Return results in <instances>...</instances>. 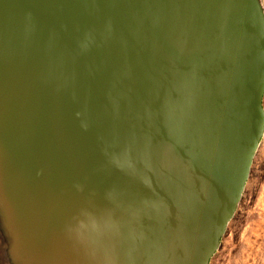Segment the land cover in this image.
I'll use <instances>...</instances> for the list:
<instances>
[{"label": "water", "instance_id": "95a60500", "mask_svg": "<svg viewBox=\"0 0 264 264\" xmlns=\"http://www.w3.org/2000/svg\"><path fill=\"white\" fill-rule=\"evenodd\" d=\"M259 0H0L11 264H209L264 134Z\"/></svg>", "mask_w": 264, "mask_h": 264}, {"label": "rangeland", "instance_id": "374dc122", "mask_svg": "<svg viewBox=\"0 0 264 264\" xmlns=\"http://www.w3.org/2000/svg\"><path fill=\"white\" fill-rule=\"evenodd\" d=\"M260 4L264 11L262 0ZM250 170L236 212L209 264H264V135Z\"/></svg>", "mask_w": 264, "mask_h": 264}, {"label": "flooded vegetation", "instance_id": "af4514ba", "mask_svg": "<svg viewBox=\"0 0 264 264\" xmlns=\"http://www.w3.org/2000/svg\"><path fill=\"white\" fill-rule=\"evenodd\" d=\"M7 247H8L7 240L5 238L2 229L0 228V264H11L7 260V255H6Z\"/></svg>", "mask_w": 264, "mask_h": 264}, {"label": "bare ground", "instance_id": "6f19581e", "mask_svg": "<svg viewBox=\"0 0 264 264\" xmlns=\"http://www.w3.org/2000/svg\"><path fill=\"white\" fill-rule=\"evenodd\" d=\"M260 1V0H259ZM263 1V6H264V0H262ZM264 12V11H263ZM263 101H264V94H263V98H262V105H263ZM263 109H264V106H263ZM264 135V134H263ZM259 147V146H258ZM258 149V148H257ZM256 152H257V150H256ZM256 154V153H255ZM254 158H255V156H254ZM254 160V159H253ZM252 164H253V162H252ZM251 171V170H250ZM250 174V173H249ZM249 177V176H248Z\"/></svg>", "mask_w": 264, "mask_h": 264}]
</instances>
